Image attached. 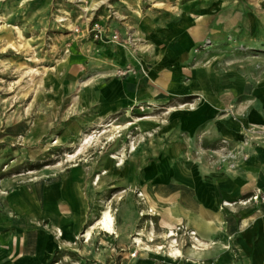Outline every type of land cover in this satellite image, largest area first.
Wrapping results in <instances>:
<instances>
[{"label": "rangeland", "instance_id": "1", "mask_svg": "<svg viewBox=\"0 0 264 264\" xmlns=\"http://www.w3.org/2000/svg\"><path fill=\"white\" fill-rule=\"evenodd\" d=\"M96 24L98 39L91 32ZM182 42L189 46L178 58L187 52L188 58L169 64L166 56L176 45L184 48ZM176 69L180 87L205 70L219 77L229 70L263 73L264 0H0V205L21 183L76 169L87 181L89 221L63 244L68 254L52 264H204L194 250H204L196 233L185 223L166 225L158 195L180 187L187 193L195 179L215 184L247 155L195 151V141L178 134L174 122L204 94L164 93L158 80ZM128 76L160 92L108 116L84 109L88 89ZM86 137L90 143L77 155ZM257 196L264 193L256 189L220 207L264 213L251 201ZM107 206L114 234L96 229L87 240V229ZM170 246L181 257L170 260Z\"/></svg>", "mask_w": 264, "mask_h": 264}, {"label": "crops", "instance_id": "2", "mask_svg": "<svg viewBox=\"0 0 264 264\" xmlns=\"http://www.w3.org/2000/svg\"><path fill=\"white\" fill-rule=\"evenodd\" d=\"M182 44L184 48L176 45L166 56L169 64L182 60L179 51L185 53L189 43ZM179 72H163L158 85L164 93L188 92L190 97L195 94L191 90L199 89L204 98L174 122L178 134L194 140L195 151H242L247 157L235 173L224 175L215 184L203 185L195 179L187 193L180 187L179 193L159 194V204L165 205L163 221L169 227L185 223L196 233L194 240L204 250L197 246L194 250L204 256V264H264V213L234 214L220 207L222 202L229 206L256 189L264 193V72L229 70L219 77L205 70L189 81V87L177 85L178 89ZM102 82L87 90L92 94L83 104L86 110L96 109L98 117L147 102L150 91L160 92L132 76ZM226 110H230L228 115ZM179 148L183 151L186 146ZM86 185V177L76 169L14 186L0 205V264H52L67 255L63 244L73 242L90 218ZM56 231L62 233L61 240Z\"/></svg>", "mask_w": 264, "mask_h": 264}, {"label": "bare ground", "instance_id": "3", "mask_svg": "<svg viewBox=\"0 0 264 264\" xmlns=\"http://www.w3.org/2000/svg\"><path fill=\"white\" fill-rule=\"evenodd\" d=\"M84 1V0H81ZM102 3V1L100 2H96L95 4H92V6L94 8L98 7L100 4ZM155 6H159L158 4H155ZM83 11H85L86 9H83ZM62 21V19H61ZM65 21V20H64ZM41 89V88H40ZM83 140V139H82ZM86 142L83 144V146H81L80 148H77V155L81 154V151H83L85 149V146H87L90 142L91 139L88 140V137H86ZM68 158H72L74 156L70 155L67 156ZM97 181H99V177L97 178ZM228 205V204H227ZM114 217L113 214L111 212V207L107 206L100 214V217L87 229L84 238H86L87 240H89L93 234L94 231H96V229L102 230L103 232L107 233V234H114ZM170 233V232H169ZM140 235L142 236L143 234L140 233ZM194 235V234H192ZM139 236V235H138ZM145 236V235H144ZM170 237H173V234L170 235ZM169 237V238H170ZM197 240V239H196ZM153 241V240H151ZM135 243L140 245L142 243V240L140 237H136L135 238ZM135 244V245H136ZM145 246V245H144ZM148 246V245H147ZM146 248V247H145ZM169 253H168V257L170 260H176L178 257H181V253L179 250L173 248L172 246L169 247ZM149 249V247H148Z\"/></svg>", "mask_w": 264, "mask_h": 264}, {"label": "built area", "instance_id": "4", "mask_svg": "<svg viewBox=\"0 0 264 264\" xmlns=\"http://www.w3.org/2000/svg\"><path fill=\"white\" fill-rule=\"evenodd\" d=\"M92 33H94V37L95 39H98L99 35L101 34V30L99 29V25H94V27L92 28ZM251 201H253L254 203H261L264 206V197L262 196H257V197H253L251 199Z\"/></svg>", "mask_w": 264, "mask_h": 264}]
</instances>
